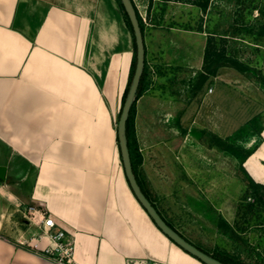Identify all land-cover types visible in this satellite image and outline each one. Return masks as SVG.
Returning a JSON list of instances; mask_svg holds the SVG:
<instances>
[{"label":"crops","instance_id":"0c3cea01","mask_svg":"<svg viewBox=\"0 0 264 264\" xmlns=\"http://www.w3.org/2000/svg\"><path fill=\"white\" fill-rule=\"evenodd\" d=\"M144 39L149 63L146 28ZM135 57L120 0H0V165L7 168L0 264H55L16 242L31 234L19 208L33 203L74 238L81 263L205 264L158 227L126 176L116 112ZM246 164L256 177V150ZM135 168L180 233L164 201L182 200L187 209L193 194L214 191L208 160H144Z\"/></svg>","mask_w":264,"mask_h":264},{"label":"rangeland","instance_id":"374dc122","mask_svg":"<svg viewBox=\"0 0 264 264\" xmlns=\"http://www.w3.org/2000/svg\"><path fill=\"white\" fill-rule=\"evenodd\" d=\"M140 5L150 58L132 123L135 164L212 162V194H193L187 209L182 200L173 206L165 200L172 213L167 218L210 253L264 264V207L247 185L248 176L264 184V0H212L207 9L164 0H140ZM210 38L246 69L220 67L198 89ZM249 150H256V177L246 167L252 154L243 160ZM220 175L227 183L223 178L220 185ZM220 186L222 194L215 191Z\"/></svg>","mask_w":264,"mask_h":264},{"label":"water","instance_id":"95a60500","mask_svg":"<svg viewBox=\"0 0 264 264\" xmlns=\"http://www.w3.org/2000/svg\"><path fill=\"white\" fill-rule=\"evenodd\" d=\"M125 11L131 21L135 42H136V67L134 71V75L124 101L122 111L120 114L117 130H118V141L121 151V157L124 164L126 176L129 180V183L143 207L147 210L149 215L158 225V227L168 235L174 242L180 245L183 249L197 257L205 264H228L218 259L211 253L201 249L190 240H188L185 236H183L178 230L172 227L160 214L158 209L152 203V201L147 197L145 192L143 191L137 175L134 170L131 151L129 146V139L127 134V122L130 117L131 109L134 103L137 100V95L141 83V79L145 70V60H146V45L144 34L140 25V20L138 17V13L136 10V6L133 0H121ZM7 168L3 165H0V178H6Z\"/></svg>","mask_w":264,"mask_h":264},{"label":"built area","instance_id":"2783aa9c","mask_svg":"<svg viewBox=\"0 0 264 264\" xmlns=\"http://www.w3.org/2000/svg\"><path fill=\"white\" fill-rule=\"evenodd\" d=\"M21 223L30 228V237L16 239L19 246L53 261L55 264H86L76 259L74 238L59 227L43 205L28 204L19 208ZM159 264V263H151Z\"/></svg>","mask_w":264,"mask_h":264},{"label":"trees","instance_id":"16d2710c","mask_svg":"<svg viewBox=\"0 0 264 264\" xmlns=\"http://www.w3.org/2000/svg\"><path fill=\"white\" fill-rule=\"evenodd\" d=\"M164 1H167V2H170V1L189 2V3H193L197 6H199L202 9H207L212 0H164ZM120 2H121V0H120ZM121 5L125 11V8H124L122 2H121ZM136 10L138 13V17L140 20V25H141L143 34L145 35V26L143 23V19H142L141 15L139 14L137 7H136ZM125 17H126V22H127L128 26L133 31L131 21H130L126 11H125ZM260 35L264 36V25H262V27H261ZM135 48H136V42H135ZM136 53H137V50H136ZM204 61L206 64L205 65L206 71L203 73H200L199 80L197 81V83L195 85L196 88H198V89L201 88L211 76L216 75L218 73L220 67L233 66L236 69L241 70V71L246 69V66L244 65L243 62L239 61L238 59L231 57L230 55H227L225 52V49H223V50L218 49L217 44L215 43L213 38H210L207 42L206 50H205V54H204ZM135 67H136V57H135V60L133 63V71H132V75L130 78V82H129V85H128L126 92H125L124 101L126 99V96H127V93H128V90H129V87H130V84H131V81H132V78L134 75ZM147 69H148V61H147V47H146L145 70H144V73H143V76L141 79V83H140V87H139V91H138V95H137V100L142 95L144 87H145V80H146V77L148 74ZM137 100H136V102H137ZM136 102L134 103V105L131 109L130 117H129V120L127 122V134H128V139H129V146H130V151H131L132 162H133L135 173L137 175L136 168H135V160H134V152H133V138H132V132H133L132 123H133V119L135 116ZM121 111H122V109H121ZM120 114H121V112H120ZM251 154H252V151H250V150L247 151L243 157V160L246 159ZM137 178H138V176H137ZM138 181H139V179H138ZM247 185L252 190V193L255 197L254 200L256 201V204L258 206L264 207V184L255 180L253 177L248 176ZM251 205H253V204H251ZM205 251H207V250H205ZM207 252L210 253L209 251H207ZM211 254L214 255L215 257H217L218 259L222 260L225 263L241 264V263H239L233 259L225 258V257H222L220 255L213 254V253H211Z\"/></svg>","mask_w":264,"mask_h":264}]
</instances>
